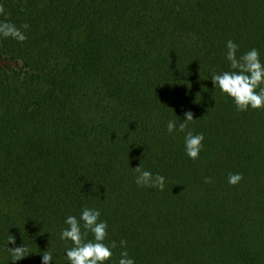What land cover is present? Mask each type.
<instances>
[{"label":"trees","instance_id":"obj_1","mask_svg":"<svg viewBox=\"0 0 264 264\" xmlns=\"http://www.w3.org/2000/svg\"><path fill=\"white\" fill-rule=\"evenodd\" d=\"M0 22L26 36L0 38V264H68L60 232L85 207L116 242L107 264H264V109L211 80L229 40L264 63V0H0ZM140 163L163 191L136 185Z\"/></svg>","mask_w":264,"mask_h":264},{"label":"clouds","instance_id":"obj_2","mask_svg":"<svg viewBox=\"0 0 264 264\" xmlns=\"http://www.w3.org/2000/svg\"><path fill=\"white\" fill-rule=\"evenodd\" d=\"M27 28V25L23 26ZM12 38L18 42H24L26 36L14 24L0 22V38ZM226 60L229 63V70L211 76L214 88H218L222 95L231 98L238 111L249 109H264V63L261 62L260 53L253 48L243 55L237 56L238 45L229 40L226 42ZM180 120V119H179ZM191 112L184 114V120L177 123L176 120H169L166 129L169 134L184 133L189 122L193 121ZM204 135L193 134L188 131L184 136L185 155L192 160L199 158L203 149ZM135 183L139 187L155 188L163 191L165 188V177L153 174L145 170L141 163L134 168ZM243 176L239 173H229L227 182L231 186L240 183ZM206 183L211 178L205 179ZM101 211L85 207L81 210L79 218L69 215L64 223L67 225L60 232L62 241H70L71 247L66 248L65 257L68 264H107L113 256V249L117 247L116 242L105 243L108 236V224L100 219ZM89 233L91 240L87 237ZM7 243H14L9 239ZM120 247L125 248L126 242L120 241ZM10 249V248H8ZM11 261L15 262L27 256L26 246L10 249ZM53 261L51 253L44 252L41 257V264H50ZM118 264H135L128 252L121 251Z\"/></svg>","mask_w":264,"mask_h":264}]
</instances>
